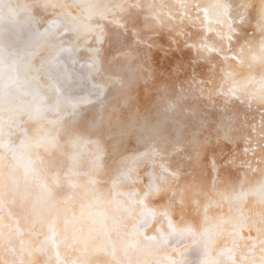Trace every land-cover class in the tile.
I'll use <instances>...</instances> for the list:
<instances>
[{
    "label": "bare ground",
    "instance_id": "bare-ground-1",
    "mask_svg": "<svg viewBox=\"0 0 264 264\" xmlns=\"http://www.w3.org/2000/svg\"><path fill=\"white\" fill-rule=\"evenodd\" d=\"M0 264H264V0H0Z\"/></svg>",
    "mask_w": 264,
    "mask_h": 264
}]
</instances>
